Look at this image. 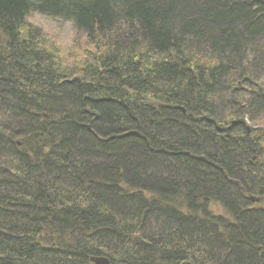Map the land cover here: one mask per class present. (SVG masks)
<instances>
[{"label": "trees", "instance_id": "obj_1", "mask_svg": "<svg viewBox=\"0 0 264 264\" xmlns=\"http://www.w3.org/2000/svg\"><path fill=\"white\" fill-rule=\"evenodd\" d=\"M93 256L264 264V0H0V264Z\"/></svg>", "mask_w": 264, "mask_h": 264}, {"label": "rangeland", "instance_id": "obj_2", "mask_svg": "<svg viewBox=\"0 0 264 264\" xmlns=\"http://www.w3.org/2000/svg\"><path fill=\"white\" fill-rule=\"evenodd\" d=\"M57 17L58 16L55 15L49 16L39 13H34L33 16H31V18H33V23L35 24H33L34 27L44 30L45 35L48 37L50 43L53 42L54 46H60L61 48L67 50V53L64 55L65 58L73 59V53H75L73 49L76 45L81 47L84 45V49L89 48L92 51L95 50L93 47L89 46L88 42L81 39V37L78 35V32H76L73 28L71 22ZM76 53L79 54L80 52L77 51ZM76 58L79 59L80 57ZM214 208L216 211L221 212L219 205L216 204Z\"/></svg>", "mask_w": 264, "mask_h": 264}, {"label": "water", "instance_id": "obj_3", "mask_svg": "<svg viewBox=\"0 0 264 264\" xmlns=\"http://www.w3.org/2000/svg\"><path fill=\"white\" fill-rule=\"evenodd\" d=\"M132 133V132H131ZM198 159H201L202 157H197ZM91 261L94 262V264H111L109 259L107 257L103 256H93L91 257Z\"/></svg>", "mask_w": 264, "mask_h": 264}, {"label": "bare ground", "instance_id": "obj_4", "mask_svg": "<svg viewBox=\"0 0 264 264\" xmlns=\"http://www.w3.org/2000/svg\"><path fill=\"white\" fill-rule=\"evenodd\" d=\"M30 20V21H29ZM29 20H27V21H29V23L31 22L32 24L31 25H33L34 23H33V18H30ZM26 21V22H27ZM29 24H28V22L26 23V26H28ZM31 25H29V27H34V25L33 26H31ZM34 28H36V27H34ZM132 133H135V132H132ZM201 160H205V156H203L202 158H201Z\"/></svg>", "mask_w": 264, "mask_h": 264}]
</instances>
